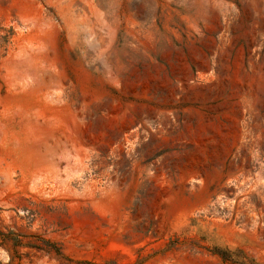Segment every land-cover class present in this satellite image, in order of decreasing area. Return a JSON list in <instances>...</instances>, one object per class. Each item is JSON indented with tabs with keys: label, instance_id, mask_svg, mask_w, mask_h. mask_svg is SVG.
<instances>
[{
	"label": "rangeland",
	"instance_id": "1",
	"mask_svg": "<svg viewBox=\"0 0 264 264\" xmlns=\"http://www.w3.org/2000/svg\"><path fill=\"white\" fill-rule=\"evenodd\" d=\"M0 264H264V0H0Z\"/></svg>",
	"mask_w": 264,
	"mask_h": 264
},
{
	"label": "bare ground",
	"instance_id": "2",
	"mask_svg": "<svg viewBox=\"0 0 264 264\" xmlns=\"http://www.w3.org/2000/svg\"><path fill=\"white\" fill-rule=\"evenodd\" d=\"M238 185H239V183H238ZM238 185H237V186H238ZM239 186H241V184H240ZM243 186H244V185H243ZM243 186H242V187H243ZM242 187H241V188H242ZM242 189H245V188H242ZM238 190H239V189H238ZM241 191H242V190H241ZM242 192H243V191H242ZM243 193H244V192H243ZM115 241H116V240H115ZM110 243H111V242H110ZM117 244H118V243H117ZM109 248H110V247H109ZM107 249H108V248H107ZM106 251H108V250H106Z\"/></svg>",
	"mask_w": 264,
	"mask_h": 264
}]
</instances>
